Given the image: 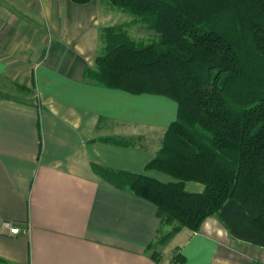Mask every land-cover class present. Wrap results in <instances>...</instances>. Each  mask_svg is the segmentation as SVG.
<instances>
[{
  "label": "crops",
  "instance_id": "obj_1",
  "mask_svg": "<svg viewBox=\"0 0 264 264\" xmlns=\"http://www.w3.org/2000/svg\"><path fill=\"white\" fill-rule=\"evenodd\" d=\"M100 3L0 0V221L26 228L0 234V258L10 264H264V249L231 238L215 215L198 231L182 228L158 244L155 205L94 171L98 164L160 178L161 171L145 166L177 110L165 96L84 77L95 67L101 30L116 25H101L111 11ZM118 139L127 144L110 141ZM157 245L168 250L154 259L150 250ZM173 249L177 262L168 255Z\"/></svg>",
  "mask_w": 264,
  "mask_h": 264
},
{
  "label": "trees",
  "instance_id": "obj_2",
  "mask_svg": "<svg viewBox=\"0 0 264 264\" xmlns=\"http://www.w3.org/2000/svg\"><path fill=\"white\" fill-rule=\"evenodd\" d=\"M99 1L154 34L145 42L123 24L104 27L95 67L84 77L165 96L177 110L145 166L174 180L98 164L94 171L155 205L158 244L182 228L198 231L215 215L231 238L264 249V0ZM187 181L203 190L187 191Z\"/></svg>",
  "mask_w": 264,
  "mask_h": 264
},
{
  "label": "rangeland",
  "instance_id": "obj_3",
  "mask_svg": "<svg viewBox=\"0 0 264 264\" xmlns=\"http://www.w3.org/2000/svg\"><path fill=\"white\" fill-rule=\"evenodd\" d=\"M101 8L102 9H107L109 11H111V14L108 15L109 19L107 21H102L101 25H109V24H114V23H123V29H125V31H128L129 33L131 32V34L135 37V38H139L140 39H136L139 41H151L153 39V36H148L152 33L148 32L145 28L142 27H138L139 25L136 24L135 22L133 23L132 20V15L129 13H125L122 12L120 9H118L117 7L111 5L110 3L107 2H103L101 1L100 3ZM128 29V30H127ZM130 30V31H129ZM153 32V31H151ZM160 174V180L162 181H166V179H168L169 181L174 180L173 177L169 176L168 174L165 173H161ZM185 189L188 191H202L203 189V184L199 183V182H194V181H188L185 183ZM164 250H163V249ZM167 248L168 250V245L164 248L162 246H158L157 247H151V253H154L157 257H160ZM166 250V251H167ZM169 257H171V259L173 258H178L179 256V252L176 249H173L172 251H170V254H168Z\"/></svg>",
  "mask_w": 264,
  "mask_h": 264
},
{
  "label": "built area",
  "instance_id": "obj_4",
  "mask_svg": "<svg viewBox=\"0 0 264 264\" xmlns=\"http://www.w3.org/2000/svg\"><path fill=\"white\" fill-rule=\"evenodd\" d=\"M21 231H26V228H21L18 224L9 220L0 221V234H19Z\"/></svg>",
  "mask_w": 264,
  "mask_h": 264
}]
</instances>
